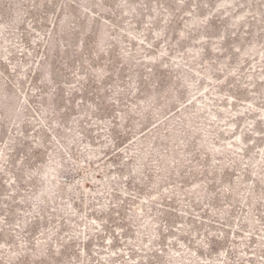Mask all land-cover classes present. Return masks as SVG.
<instances>
[{
	"label": "rangeland",
	"instance_id": "rangeland-1",
	"mask_svg": "<svg viewBox=\"0 0 264 264\" xmlns=\"http://www.w3.org/2000/svg\"><path fill=\"white\" fill-rule=\"evenodd\" d=\"M0 264H264V0H0Z\"/></svg>",
	"mask_w": 264,
	"mask_h": 264
}]
</instances>
